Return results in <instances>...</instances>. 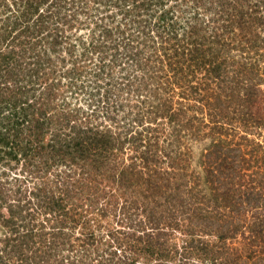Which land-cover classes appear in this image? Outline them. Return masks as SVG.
<instances>
[{
    "label": "trees",
    "instance_id": "obj_1",
    "mask_svg": "<svg viewBox=\"0 0 264 264\" xmlns=\"http://www.w3.org/2000/svg\"><path fill=\"white\" fill-rule=\"evenodd\" d=\"M0 264H264V0H0Z\"/></svg>",
    "mask_w": 264,
    "mask_h": 264
}]
</instances>
